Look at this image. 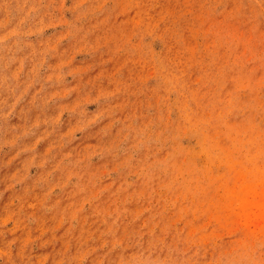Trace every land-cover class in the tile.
Here are the masks:
<instances>
[{
	"label": "rangeland",
	"instance_id": "obj_1",
	"mask_svg": "<svg viewBox=\"0 0 264 264\" xmlns=\"http://www.w3.org/2000/svg\"><path fill=\"white\" fill-rule=\"evenodd\" d=\"M0 264H264V0H0Z\"/></svg>",
	"mask_w": 264,
	"mask_h": 264
}]
</instances>
